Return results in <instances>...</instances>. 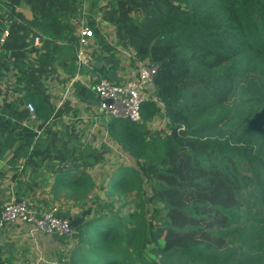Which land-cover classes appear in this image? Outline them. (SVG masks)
I'll use <instances>...</instances> for the list:
<instances>
[{
  "label": "trees",
  "instance_id": "trees-1",
  "mask_svg": "<svg viewBox=\"0 0 264 264\" xmlns=\"http://www.w3.org/2000/svg\"><path fill=\"white\" fill-rule=\"evenodd\" d=\"M99 1L0 0V180L81 201L55 211L74 231L69 264H264V0ZM82 23L94 37L90 68L78 70L91 69L88 83L75 78ZM125 51L128 72L157 65L141 122L104 125L133 165L100 188L134 192L131 223L104 199L87 204L90 169L110 148L77 129V104L98 100L92 86L124 68ZM67 82L61 98L52 88Z\"/></svg>",
  "mask_w": 264,
  "mask_h": 264
},
{
  "label": "built area",
  "instance_id": "built-area-1",
  "mask_svg": "<svg viewBox=\"0 0 264 264\" xmlns=\"http://www.w3.org/2000/svg\"><path fill=\"white\" fill-rule=\"evenodd\" d=\"M4 34H6V30ZM78 36L75 77L80 68H90L91 58L89 55L94 40L92 29L83 23L79 26ZM0 40L2 41V39ZM34 44H40L38 37L34 39ZM156 69L157 65L155 64L138 63L136 69L124 81L114 82L111 79L100 78L92 86L98 96L97 104H99L100 110L112 119H127L140 123L142 102L146 99H156L154 96ZM26 107L30 119L34 120L35 114L32 105L27 103ZM55 211L56 207H52L37 215L29 210L26 199L12 197L0 207V230L8 224L20 223L29 225L31 233L56 234L72 239L74 231L69 221L65 217L56 215ZM44 264H69V262L65 259H52Z\"/></svg>",
  "mask_w": 264,
  "mask_h": 264
},
{
  "label": "rangeland",
  "instance_id": "rangeland-1",
  "mask_svg": "<svg viewBox=\"0 0 264 264\" xmlns=\"http://www.w3.org/2000/svg\"><path fill=\"white\" fill-rule=\"evenodd\" d=\"M104 1L105 0H100L99 3L103 4ZM85 5L87 6V1L85 2ZM102 30L107 34L108 39L110 41H113L112 27L106 23H102ZM118 56L121 57V65L124 68H121V72H117L119 74L120 81H124L134 69L131 68L130 72H128L126 68V66L130 64V60L127 59L128 52L125 51L123 52V54L118 53ZM93 62H97L99 65L101 64V62L99 61ZM120 76L126 78H121ZM89 81H92V79H89ZM52 89L55 93H57V95H60L61 98L70 97V92L68 91L69 83L68 86L66 85L65 87L58 83L57 85L54 84V87ZM78 115H80V122L77 124V129L83 132V137L93 146H99L100 144L105 143L110 148V151L105 156L104 162L90 169V173L95 180V187H93L92 191L87 194V204H90L93 198L104 199L110 202L114 213H119L123 220H125L127 223L133 222L134 219L129 217L128 214L133 209V203L136 200V195L134 194V192L131 191L121 194L108 186H106L104 190L100 188V185L103 184L102 180L104 179L106 174L111 173L115 168L119 166L133 165L132 160L125 153H123V151L113 146L108 140L106 131L103 128L102 124H105L108 121V118L110 117H107V115H105V113L100 110L99 104H96V106L86 104L80 105ZM163 123V120L161 121L160 118L155 117L150 122V126L152 129H161ZM28 201L29 200L27 199V202ZM41 201H43V198L41 199ZM41 204H44V208H50L55 206L59 211L68 210L73 212L77 211L78 207L81 205V201L68 197L64 194V192H59L56 196L52 195L50 199H48L47 201H43ZM29 210L33 213H40L38 212V210L36 211V205L31 204L30 202ZM65 242L67 243L68 249L66 248L62 254H59L58 256L56 255L57 259L67 258L68 253L73 249L74 244L68 243V238L65 240Z\"/></svg>",
  "mask_w": 264,
  "mask_h": 264
},
{
  "label": "crops",
  "instance_id": "crops-1",
  "mask_svg": "<svg viewBox=\"0 0 264 264\" xmlns=\"http://www.w3.org/2000/svg\"><path fill=\"white\" fill-rule=\"evenodd\" d=\"M20 9L26 17H29V10L26 6L21 5ZM96 66L99 67V64ZM120 70L118 72H121ZM118 72L116 71L117 74ZM129 76L130 75L127 77ZM94 77L96 76L94 73H91V69H89L79 76L77 75L75 78H78V80L83 83H88L89 79H93ZM120 77L126 78L123 76ZM68 83L69 82L66 83L67 86ZM89 102L90 105L96 106L98 100L90 99ZM77 105L80 106L82 104ZM104 125L105 124H102L103 128ZM0 164H2L1 161ZM49 187V185L46 187L43 185L25 187L19 182L10 181L9 178L0 180V207L10 198H15L16 193H18L23 198L28 199V203L35 204L36 211L43 212L44 209H49L44 208V204H41L51 197ZM21 191H23V193ZM42 198L43 201H41ZM66 248L68 249L67 244L60 242L55 236L42 234L40 232L31 233V227L29 225L20 223L8 224L0 230V264H44L49 260L57 259L56 257L62 254Z\"/></svg>",
  "mask_w": 264,
  "mask_h": 264
},
{
  "label": "water",
  "instance_id": "water-1",
  "mask_svg": "<svg viewBox=\"0 0 264 264\" xmlns=\"http://www.w3.org/2000/svg\"><path fill=\"white\" fill-rule=\"evenodd\" d=\"M112 60L110 58H108L107 60H105V64H108L109 62H111ZM95 65H97L98 63L94 62ZM107 76L114 82H117L118 80L120 81V78L118 77V74L116 73V71L114 70H109L107 72ZM106 102H109L108 100H106Z\"/></svg>",
  "mask_w": 264,
  "mask_h": 264
}]
</instances>
